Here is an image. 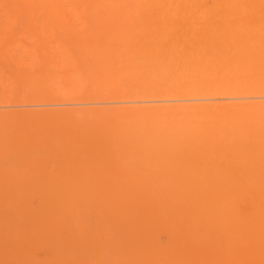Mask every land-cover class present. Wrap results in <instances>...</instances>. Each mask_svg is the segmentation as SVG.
Masks as SVG:
<instances>
[{
	"label": "bare ground",
	"instance_id": "bare-ground-1",
	"mask_svg": "<svg viewBox=\"0 0 264 264\" xmlns=\"http://www.w3.org/2000/svg\"><path fill=\"white\" fill-rule=\"evenodd\" d=\"M0 14L58 34L0 41L1 77L26 73L0 100L85 105L0 115V159L38 167L34 147L56 143L55 167H84L0 186L10 264H264V0H0Z\"/></svg>",
	"mask_w": 264,
	"mask_h": 264
},
{
	"label": "rangeland",
	"instance_id": "rangeland-1",
	"mask_svg": "<svg viewBox=\"0 0 264 264\" xmlns=\"http://www.w3.org/2000/svg\"><path fill=\"white\" fill-rule=\"evenodd\" d=\"M4 18H5V15L2 14V16H1V14H0V41H4V40L6 41L7 40L10 42V41L14 40V41H16L18 46L22 47L29 42L34 43V44L35 43H46V42H49L52 40V35H53V37L58 36L57 32L56 33L50 32L41 23L32 22L30 24H26V22L23 21V19H22L23 17H22L21 20L18 19L20 21H16L17 23L12 24V23H7L4 20ZM83 34H84V32L81 31V32L73 35L69 32L67 27H66V30L62 31V36H63V39H65V40H69L72 37L77 38V37L82 36ZM16 66H14L15 67L14 68L13 65H11L10 71H13V74L11 73L12 76L10 74L9 68L8 69L3 68L4 74L8 78L5 76H3V78H2L1 77L2 75L0 74V91L1 90L3 91L4 89L6 90L7 87L9 88L8 83H9V80L11 78H13L12 80H14V78H15L14 81H16V83L19 81L21 82V80H23L25 78L26 73H22V70L18 71L19 67L17 66L18 67L17 68ZM6 69H7V72H5ZM17 71H18V73H17ZM32 73L33 72H30L28 74H32ZM8 74H10L11 77L8 76ZM14 74L16 77L15 76L13 77ZM18 78H19V80H17ZM4 84L7 86H5ZM3 86H4V89H3ZM17 103L18 102L6 103L5 101L0 100V115H2V114L16 115V114L20 113V111L22 112V111H27V110L32 111L31 113L39 111L42 114H47L53 110H58L61 112H67V111L71 112L72 110H81V109L85 108V105H82V103L79 100L78 101H69V102L49 101V102H44L43 104H40V105H42L41 107L38 105L39 108L36 106L37 105L36 103H34V105H33V102H31L30 104L26 103V106H25V103H21V104L20 103L17 104ZM29 105H32V106H29ZM80 105H82V106H80ZM20 107H21V110H20ZM22 107H23V109H22ZM89 107H91V106L89 105ZM16 111H17V113H16ZM53 144L55 145L56 143H53ZM53 144L52 143L46 144L45 146H40L38 148L34 147L33 151L36 152L38 150L36 153H38L40 151V153L43 152L42 156L44 155V158H42L41 162L38 163L39 164L38 167H35V166H37V163H34L35 166L34 165L26 166V165H24V163H20L21 166L20 165L16 166V167L20 166L19 169H16V167H13L14 161L10 162V160L12 159L11 157L16 156L17 150L14 151L13 148H6L7 150L10 149L6 155L7 160L9 157H10V160L7 162V160L5 158L0 159V180H1L0 186H7L9 184L17 185L18 182H20L19 184L40 185V183H42V185H43L45 179L47 181L46 184H48L49 180H47V178L44 177L43 180L41 178V175L44 174L43 172H45V175L46 174L48 175V179H50V177L54 176V174L55 175L57 174V176H55L56 180H54V182L56 184L63 183L65 181V179L74 180V178H77L78 176L82 175L84 167H81V162L79 160H75V161L73 160L72 162L68 161L67 164L69 163V166H67L66 164H63L64 167H62V166H58V167L56 166L55 167V163H54V161H52L53 160L52 155L54 153H56V150L59 149L60 146H58V144H56L57 149H55V146H53ZM41 147H43V148H41ZM53 147H54V150H52ZM77 149L78 148L75 149V146L70 145V146H65V148L61 147V149L58 150L57 153L59 151H62V150L73 151V150H77ZM10 151H11V153H10ZM18 152H21V151L18 150ZM50 153H51V155H49ZM47 154H48V156H47ZM45 156H47V157H45ZM49 159H51V161ZM1 162H2V165H1ZM74 164H75V166H77V169L74 166ZM4 165H6V166H4ZM24 166H25V169H24ZM39 166L42 167L41 170H40ZM65 166H66V168H65ZM26 167H28L27 171H26ZM31 167H33V171H32ZM21 168H22V170H20ZM38 168H39V170H37ZM57 168H59V169H57ZM56 169L59 171V173H57ZM67 169L69 172L67 171ZM70 169H72V170H70ZM73 169H74V171H73ZM16 170H18V171L16 172ZM25 171H26V173H25ZM37 171L39 173H41V175L39 174L40 176L38 175L41 178V179L38 178L39 181H38V179L35 180V178H34L35 176H37L36 175ZM50 171H52V173H50ZM61 171H62V173H61ZM34 173H35V175H34ZM74 173H76L78 176ZM32 174H33V178H32ZM27 175H29V179H28ZM8 176H11L12 179H10ZM4 179H5V182L3 183L2 181H4ZM8 179H10V180H8ZM32 179H33V181H32ZM37 182H38V184H37ZM78 203H79V201H78ZM0 264H10L9 260H7L6 257L4 256V254H2V253H0Z\"/></svg>",
	"mask_w": 264,
	"mask_h": 264
}]
</instances>
